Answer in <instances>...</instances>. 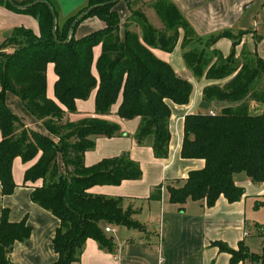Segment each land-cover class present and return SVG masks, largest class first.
<instances>
[{"label":"trees","instance_id":"1","mask_svg":"<svg viewBox=\"0 0 264 264\" xmlns=\"http://www.w3.org/2000/svg\"><path fill=\"white\" fill-rule=\"evenodd\" d=\"M35 1L36 4L27 7ZM118 1L88 0L90 6L85 11L59 25L55 22L57 12L49 2L0 0V5L11 11L37 18L40 27L39 35L30 29L18 28L0 47L2 194L9 196L16 189L13 178L16 158L20 157L25 163L38 159L27 170L25 181L43 180L42 187L34 189L32 200L61 222L53 240L59 256L54 264L77 263L89 239L97 241L104 249H111L113 241L106 236L104 225L145 230L134 219L137 211L131 207L125 210L122 200L92 196L88 192L95 186H119L124 181L142 177L140 166L127 155L104 160L93 167L85 165V154L95 146L92 138L117 137L121 134L120 127L100 118L71 122L65 113L76 114L77 101L89 99L96 91V115L108 116L122 98L119 117L125 120L142 118L137 139L142 143L153 135L155 157L165 159L171 142L168 102L187 105L193 92L189 81L179 77L169 64L152 53V49L157 48L172 51L176 43L173 38L156 33L150 27L143 28L142 38L130 30L125 32L123 39L120 37V19L114 10ZM173 10L178 14V20H174L177 26L188 28L180 13ZM88 18H98L105 27L76 38L77 28ZM97 46H102L96 64L98 77L92 72ZM196 58L185 56L188 66L200 75L201 69L193 64ZM254 59L256 72L260 67L264 69V59L257 55ZM50 64L54 65L57 75L54 91L58 103L47 98ZM239 67L211 70L209 78L213 79L237 74L223 89L208 88L205 99L245 102L259 86L260 74L246 66L236 72ZM7 93L19 97L25 108L59 139L58 142L26 128L8 108ZM59 156L63 160V173L58 164ZM182 157L204 160L205 168L191 172L184 186L168 188L171 203L182 207L188 199L204 200L208 207H213L221 196L231 203L239 201L245 191L235 184L236 174L245 173L254 183H264V113L251 115L243 104L219 114L187 116ZM158 189L153 196L160 193L161 188ZM262 206L264 198L256 203V208ZM30 236L31 228L25 222L11 223L4 211L0 220V264H11L8 256L14 244L27 242ZM260 236L262 250L259 254L252 253L243 243L237 251L223 244L220 249L232 255L231 264L246 261L264 264V225L260 226Z\"/></svg>","mask_w":264,"mask_h":264},{"label":"crops","instance_id":"2","mask_svg":"<svg viewBox=\"0 0 264 264\" xmlns=\"http://www.w3.org/2000/svg\"><path fill=\"white\" fill-rule=\"evenodd\" d=\"M142 1L121 0L116 4L114 9L119 15V35L122 39L127 31H124V28L133 25V16L140 9L139 3ZM166 1L180 13L187 24V32L193 39L185 43L189 39L184 28L180 27L179 39L177 38L172 51L152 49V53L159 60L169 64L179 77L186 79L193 86L187 105L168 102L171 109L169 120L171 142L168 157L165 159L155 157L153 135L148 136L142 143L137 139L143 123L142 118L125 120L119 117L122 98L112 107L108 116L96 115V91L87 101H77L76 114L65 113V117L71 122L100 118L120 127L121 134L117 137L92 138L95 146L85 154L84 158L87 167L127 155L140 166L142 171L139 180L124 181L119 186H95L88 192L92 196L122 200L125 210L131 207L137 211L134 219L145 230L104 225V228L111 227L115 230L105 232L113 241L112 248L104 249L97 241L89 239L79 261L75 264H231L232 255L221 250L220 244L237 251L243 243L252 253H261L260 226L264 225V206L256 208V203L263 201L264 183H254L245 173H238L234 176V181L238 187L244 189V196L234 203L221 196L213 207H208L204 200L192 199H188L182 207L173 204L170 202L168 188L184 186L191 172L205 168L204 160L182 157L187 116L219 114L224 109H235L243 104H246L251 115L264 113V78L245 102L229 103L216 99L208 101L204 97L208 88L223 89L237 74L221 79L209 78V72L218 70L217 66L222 64L219 60H229L232 55L235 58L257 55L264 59V0ZM147 6L148 4L144 6L145 10ZM21 27L30 29L37 35L40 34L37 18L11 11L0 5V47L16 29ZM104 27L105 24L98 18H88L77 28L76 38L84 37ZM166 34L169 37V34ZM225 34L227 36H223ZM138 35L140 38L143 37L140 32ZM235 38L240 39L235 40ZM193 50L211 56V62L201 69L203 72L200 75L195 74L185 59V56ZM101 54L102 46L96 47L94 63ZM240 69L241 66L236 72ZM92 72L98 77L94 64ZM56 81L54 65L50 64L47 69V98L58 103L54 91ZM6 103L26 128L58 142L59 139L25 108L19 97L7 93ZM37 160L28 163L20 157L14 160L13 178L16 189L13 194L4 196L0 184V220L3 212L7 211L11 223L25 222L31 228L29 241L16 242L12 247L8 256L11 264H54L59 259L53 240L61 227V222L32 200L34 189L42 187L43 180L25 181L27 170ZM58 164L60 172L63 173L61 156L58 157ZM158 188H161L160 193L153 196L159 191ZM238 264H251V262Z\"/></svg>","mask_w":264,"mask_h":264},{"label":"rangeland","instance_id":"3","mask_svg":"<svg viewBox=\"0 0 264 264\" xmlns=\"http://www.w3.org/2000/svg\"><path fill=\"white\" fill-rule=\"evenodd\" d=\"M42 1L49 2L52 5L54 3L53 6H54L55 11L57 12L58 22H59V24H62V25L65 23V21L68 18L74 17L76 15L78 16V14L80 12L85 11L90 6V4L88 2H86V0H42ZM119 1H121V0H119ZM126 2H128V0H126ZM34 3L36 4L37 1H35ZM140 3H139L140 9H138V11L133 16V21H134L133 25L125 27L124 31L129 29L130 31H133L137 34L139 32L141 34H144L143 28L144 27H150L156 33H163V34L168 33L169 37L173 38L175 41H177L179 39V37H178L179 31L178 30L181 28H179L177 26V24L175 23L176 19L178 20V18H177L178 14L175 13V11L173 10V7L170 5V3H167L166 0H151V1L143 0ZM146 4H148V6H147V9L145 10L144 6ZM143 12H145L147 15ZM150 13H153V14L150 15ZM183 30L186 31L187 39H189V41L186 40L185 43L191 42L193 39L191 38V35L188 34V32H187L188 29L184 28ZM183 34H184V32H183ZM238 39H240V38H235V40H238ZM187 55H190V56L195 57V58L197 57L196 58L197 61H195L193 64H194V66L199 67V69H202L207 64L209 65V63L211 62V58H210L211 56L207 55L204 52L202 53L198 50H193V51L189 52ZM219 61H222V64H219L217 66V67H219V69H222V68L227 69L230 67L234 68V67H239V66H241V67L246 66L247 69H249L253 72H256L257 64L255 63L256 59H254L253 55H252V57L243 56V57H239V58H235V56L232 55L229 58V60H226V61L219 60ZM96 64H97V61L94 63V66L97 70ZM212 71H216V70L214 69ZM202 72H203V70H202ZM256 73L260 74L259 79L257 78L258 83L262 82L263 78H264V69H261V67H260V69ZM87 100H85V101H87Z\"/></svg>","mask_w":264,"mask_h":264},{"label":"built area","instance_id":"4","mask_svg":"<svg viewBox=\"0 0 264 264\" xmlns=\"http://www.w3.org/2000/svg\"><path fill=\"white\" fill-rule=\"evenodd\" d=\"M115 230L111 227H106L105 228V232L109 233V232H114Z\"/></svg>","mask_w":264,"mask_h":264},{"label":"water","instance_id":"5","mask_svg":"<svg viewBox=\"0 0 264 264\" xmlns=\"http://www.w3.org/2000/svg\"><path fill=\"white\" fill-rule=\"evenodd\" d=\"M10 1H12V0H10ZM34 4H35V3H34ZM34 4H31V5L27 6V7H30V6H32V5H34ZM55 18H56V16H55ZM55 22L58 23V22H57V18L55 19ZM54 33H56V27H55V29H54Z\"/></svg>","mask_w":264,"mask_h":264}]
</instances>
